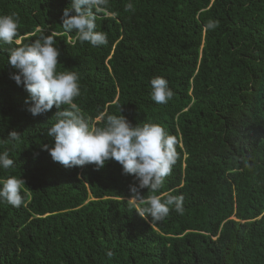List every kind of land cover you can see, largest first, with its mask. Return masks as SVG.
Instances as JSON below:
<instances>
[{
  "label": "trees",
  "instance_id": "obj_1",
  "mask_svg": "<svg viewBox=\"0 0 264 264\" xmlns=\"http://www.w3.org/2000/svg\"><path fill=\"white\" fill-rule=\"evenodd\" d=\"M66 7L0 0V15L19 17L13 44H0V152L14 161L0 178L25 181L21 207L0 202V264H264V0H107L98 47L62 28ZM37 28L56 33L57 71L79 74L82 116L121 114L176 137L171 174L158 192L141 191L183 196V214L142 218L128 203L137 181L114 160L53 161L43 146L57 110L32 116L8 65V49ZM158 76L173 92L166 104L150 97Z\"/></svg>",
  "mask_w": 264,
  "mask_h": 264
},
{
  "label": "clouds",
  "instance_id": "obj_2",
  "mask_svg": "<svg viewBox=\"0 0 264 264\" xmlns=\"http://www.w3.org/2000/svg\"><path fill=\"white\" fill-rule=\"evenodd\" d=\"M107 7V0H70V7L63 10L62 28L80 43L93 47L106 45L107 35L96 30L97 13ZM132 10L131 2L125 5ZM218 21L209 20L207 29H214ZM19 17L13 13L0 15V44L12 45L18 36ZM32 42L8 49V65L15 71L10 78L28 93L25 100L32 116L42 115L56 108V122L47 130L52 146L44 145L53 161L65 168L94 164L103 168L109 160L122 166V174L132 175L137 183L130 185V207L145 220L163 221L174 210L183 214V196L167 194H142L143 189L156 193L164 178L171 174L177 160V139L156 123L133 125L125 116L100 113L95 120L85 118L74 99L81 94L79 74L74 71H57L60 50L55 46L56 33L46 35L44 30ZM20 44L18 39L15 40ZM150 97L157 104H166L173 97L168 81L163 77L150 80ZM69 106L63 108L62 106ZM96 120L102 121V126ZM9 139L16 141L19 134L13 130ZM14 165L8 151L0 152V169ZM25 181L16 176L0 178V202L19 208L25 198L22 187ZM109 257L112 253H107Z\"/></svg>",
  "mask_w": 264,
  "mask_h": 264
}]
</instances>
